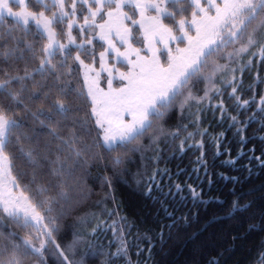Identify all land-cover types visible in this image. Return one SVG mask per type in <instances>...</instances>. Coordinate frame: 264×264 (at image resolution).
<instances>
[{
    "label": "snow or ice",
    "instance_id": "snow-or-ice-1",
    "mask_svg": "<svg viewBox=\"0 0 264 264\" xmlns=\"http://www.w3.org/2000/svg\"><path fill=\"white\" fill-rule=\"evenodd\" d=\"M180 2L181 0H70L68 3L67 0H51L49 6L45 0H37L44 10L33 11L29 7L30 0H0V20L5 16L12 17L16 27L23 33L19 38L14 37L18 40L16 48L0 52V56L10 60L15 51H22L20 43L30 34L29 25H35L36 35L47 39L39 54L31 44L26 45L32 58L39 60L34 71L40 75V80L35 79L27 66L23 69L24 75H13L0 68L4 77L0 79V211L19 227L31 230L20 243L14 241L11 233L7 236L0 233V264H24V260L32 256L38 258L39 264H44L45 253L50 245L58 251L64 264H73L66 253L73 252L79 240H74L67 250L61 249L56 241V233L60 230L59 217L64 212L57 215H53V212L60 207V199L65 204H70L64 191V177L66 174L73 175L70 171L72 165L78 164L82 157L96 161L103 159L99 154L91 155L92 149L103 148L109 156L113 152L124 153V156L111 157L113 176L103 178L104 185L111 189L113 177L118 175L127 153L144 150L145 146L141 143L143 138H147L149 146H158L168 136L178 138L179 129L169 131L166 127L175 110L183 116L193 103L199 105L210 101V94H222L220 88L216 87L217 77L224 79L229 72L233 73L231 79L226 81V86H231L232 89L229 95L241 107L249 103L248 100L241 101L240 96L236 95L237 86L233 84L236 81V69L231 65L253 48L264 57V0H183L187 7L170 10V4L175 6ZM78 4L83 7L78 9ZM13 5L19 10H14ZM189 9L190 18L185 15ZM47 11L51 15H46ZM78 11L81 13L79 19ZM165 18L172 23L166 24ZM65 23L69 44H76V38L72 35L74 26L79 27L80 34H95L91 39L86 38L76 44L77 55L74 58L68 50V44H62L58 39L60 33L57 32V25ZM135 26L142 30L150 55H142L140 48H133L131 41ZM97 38L106 41L108 45L99 53L100 70L107 71L109 76L107 90L99 87V73L94 67L85 64L79 53V49H83L85 44L92 45ZM117 40L121 45H127L123 51L117 47ZM184 41L187 42L186 47H179ZM58 53L65 57L60 61L62 67H67V59H74L86 69V95L91 99L86 119L79 117V108L69 106L64 100L52 95L54 85L44 83L46 73L57 72L53 59ZM112 53L117 62L130 65L128 71L122 72L115 64L109 66L106 63ZM251 54L256 55L257 52ZM161 55L166 56V63H161ZM240 71L243 72V68ZM93 72H96L95 77L89 75ZM54 78L59 80L60 77ZM114 79L126 83L114 87ZM205 82L209 86L205 87L203 95H196L194 89ZM60 93L64 97L69 94L65 89H60ZM37 102H46L49 107H39L33 111L32 107ZM261 103H264V97L261 98ZM18 107L26 115L30 114L33 124L41 131L37 132L36 127L24 130L23 119H18L15 115ZM217 108L222 114H226L223 101H220ZM70 119L71 127L68 123ZM230 119L236 122L237 116H231ZM90 122L98 129L91 144L83 139L84 135H91L92 130L88 127ZM183 127L186 128L187 125ZM45 133L47 139L43 138ZM188 135L191 136L192 133ZM25 143L34 147L26 150L23 146ZM183 147L182 141L181 151ZM73 156L76 159H72ZM17 159L22 160L26 166H32V179L24 185L19 195L12 191L21 188L18 177L13 175L14 161ZM70 159L72 165L67 163ZM41 164L48 167L47 174L54 180H49L46 184L40 183L38 169ZM154 179L155 176L149 177V180ZM175 187L180 191V185ZM25 192L31 195H25ZM51 192H55L56 196L50 195ZM151 192L152 187L149 186L148 194ZM191 192L194 198H199L200 194L194 188ZM108 196H111L110 192ZM240 208L238 202H233V212H238ZM114 214L109 212L110 216ZM101 224L103 221L93 227L92 232L95 233ZM178 226L182 228L179 221L174 220L172 227ZM109 227L114 233L123 232L117 221H113ZM126 254V245L121 238V246L112 255Z\"/></svg>",
    "mask_w": 264,
    "mask_h": 264
},
{
    "label": "trees",
    "instance_id": "trees-1",
    "mask_svg": "<svg viewBox=\"0 0 264 264\" xmlns=\"http://www.w3.org/2000/svg\"><path fill=\"white\" fill-rule=\"evenodd\" d=\"M45 2L51 6V0ZM67 2L70 3V0ZM13 7L18 9L15 5ZM29 7L33 11L44 10L37 0H30ZM77 7L83 6L78 4ZM182 7H187L183 0L175 6L169 5L173 11ZM190 11L185 12L189 18ZM45 14L51 15V12ZM80 15L78 11L77 19ZM164 22L172 23L168 18ZM29 28L30 34L20 43L22 51H15L10 60L0 56V68L13 75H24L23 69L27 66L35 79L40 80V75L34 71L39 60L32 58L26 45L31 44L39 54L47 39L36 35L34 25H29ZM57 32L60 39L67 40L66 23L57 25ZM72 34L80 43L95 35L80 34L78 26L73 27ZM21 36L23 33L16 27L15 20L4 17L0 22V52L15 49L18 40L14 37ZM132 45L140 48L142 54H148L139 26L133 27ZM185 45L184 41L179 47ZM105 47V43L97 38L92 45H85L80 53L88 63L99 65V53ZM68 50L74 58L77 49L70 47ZM252 52L257 54L252 55ZM113 57L111 55L112 63ZM63 59L64 55H56L53 63L57 65V72L46 73L44 83L54 85L52 95L69 106L79 108V117L86 119L91 99L86 95L82 68L74 59H67V67H62L60 61ZM160 59L166 63L165 55H161ZM121 65L125 67L127 64ZM231 67L236 69V81H233L237 86L236 95L240 96L241 101L248 100L249 103L241 107L229 95L232 89L226 86V81L231 79L233 73L229 72L224 79L217 77L216 87L220 88L222 94H210L212 99L199 105L193 103L183 116L175 110L166 127L169 131L179 129L178 138L168 136L158 146H149L147 138H143L141 143L145 146L144 150L127 153L118 175L113 177L111 189L104 185L103 178L113 176L111 157L124 156L123 152H113L109 156L105 149L94 148L91 155L99 154L102 160L82 157L78 164L72 165V159H76L73 156L67 162L72 165L70 171L73 173L64 177V191L70 204H65L57 196L60 207L53 212V215L64 212L59 217L60 230L56 236L60 245L73 241L76 233L74 226L83 217L94 214V221L85 226L83 233L87 238V247L92 249V253L86 255L85 264H264V103H261L264 97V57L253 48L234 61ZM54 76H59V80ZM3 78L0 73V79ZM207 86L206 82L200 83L194 89L195 94L202 96ZM60 89L69 93L67 97L61 95ZM220 101H223L226 114L217 108ZM39 107L47 109L49 104L37 102L32 110ZM15 115L23 119L25 131L33 127L37 132L41 131L22 108H16ZM231 116H237V121L233 122ZM93 122L88 126L92 130L91 135L83 136L89 144L98 131ZM68 123L71 127V119ZM184 125L187 127L184 128ZM43 138L47 139L46 133ZM182 141L183 151L180 149ZM23 146L26 150L34 147L29 143ZM14 166L13 175L18 177L23 189L32 179V166H26L19 159L14 161ZM47 173L48 167L41 164L38 169L40 183L54 180ZM152 176L155 179L149 180ZM176 185H180V191H177ZM149 186L152 187L150 194ZM193 188L200 194L199 198L193 197ZM109 192L111 196H108ZM50 195L56 196V193L51 192ZM233 202L241 205L238 212L232 211ZM109 212L115 214L110 216ZM0 216H3L0 219V233L4 236L11 233L16 243L22 242L28 229L11 222L2 211ZM174 220L179 221L182 228L172 227ZM101 221L103 224L93 233L92 228ZM113 221H117L123 229L122 233H114L109 227ZM121 238L127 254L114 256L112 254L121 246ZM45 264H64L54 247L45 253Z\"/></svg>",
    "mask_w": 264,
    "mask_h": 264
},
{
    "label": "rangeland",
    "instance_id": "rangeland-1",
    "mask_svg": "<svg viewBox=\"0 0 264 264\" xmlns=\"http://www.w3.org/2000/svg\"><path fill=\"white\" fill-rule=\"evenodd\" d=\"M14 8V7H13ZM14 10H19V9H15ZM6 18H10V19H13L12 17H9V16H5ZM14 20V19H13ZM1 22V20H0ZM35 26V25H34ZM74 36V34H72ZM58 39L60 40V43L62 44H68V48L70 47H75L76 48V44H80V42H77L76 41V44H69V41H68V38L66 41H63L62 39H60L58 37ZM93 44V43H92ZM87 45V44H85ZM90 46V45H89ZM82 49H79V53ZM75 55H77V51L75 53ZM80 57L82 60H84L85 64H88L92 67H94L96 69V72L99 73V87L100 88H103L105 90H107V79L109 78L108 76V72L107 71H101L100 70V58H99V65H96V64H91V63H88L85 58L83 57V55L80 53ZM111 58V57H110ZM113 60V63L110 61V65L112 64H115L117 68H119L120 71L122 72H125V71H128L129 68H130V65H127L125 67H123L121 64H127L126 62H123L120 64V62H117L116 59H112ZM78 62V61H77ZM78 64L81 66L82 68V72H83V76H84V79H85V73H86V69L78 62ZM96 72H93V73H90L89 75L91 77H95L96 76ZM121 83H126V82H121L119 81L118 79H114L113 80V86L114 87H118V85L120 86ZM118 84V85H117ZM86 88H87V91H88V85L86 84ZM9 187H11L9 185ZM22 189H12V191L16 194V195H19L20 191ZM26 195V193H25ZM94 214H90L89 216H85L83 217L82 219H80L78 221V224H76V226H74V230H75V236H74V240H79V242L76 244L73 252H67L66 254L69 255V259L73 261V264H85L86 263V255L89 254V253H92V249H89L87 246V238L86 236L83 234L86 230L85 226L87 224H89L92 220L94 221L95 217ZM97 216V214H96ZM97 225V224H96ZM95 225V227H96ZM31 230L28 229V233L30 232ZM58 233H56V236H57ZM80 234V235H79ZM76 235H79V236H76ZM57 238V237H56ZM65 238V237H64ZM73 240V241H74ZM57 241V240H56ZM73 241L67 243V245H60L61 246V249H65L67 250L68 247L70 245L73 244ZM58 243V242H57ZM54 246L50 245L49 248L50 250L53 248ZM57 251V250H56ZM58 252V251H57ZM24 264H39L38 262V258L35 257V256H32V257H28L24 260ZM44 264H45V261H44Z\"/></svg>",
    "mask_w": 264,
    "mask_h": 264
},
{
    "label": "crops",
    "instance_id": "crops-1",
    "mask_svg": "<svg viewBox=\"0 0 264 264\" xmlns=\"http://www.w3.org/2000/svg\"><path fill=\"white\" fill-rule=\"evenodd\" d=\"M149 15H152V13H149ZM138 18V17H137ZM141 33H142V36H143V39H144V35H143V32H142V30H141ZM193 35H195V33L193 32L192 33ZM101 41H103V40H101ZM104 43H105V45H106V47L105 48H107L108 47V45H107V42L106 41H103ZM132 42V41H131ZM144 42H145V46H146V49H147V46H148V42L144 39ZM186 42V41H185ZM116 44H117V47H120V49H121V51H123L126 47H127V45H121L120 43H119V41L117 40L116 41ZM174 45V44H173ZM173 45H172V47H173ZM186 45H187V42H186ZM186 45L184 46V47H186ZM133 46V45H132ZM158 47H162L161 45H157ZM133 48H136V47H134L133 46ZM142 54V53H141ZM111 55H114V53H112V54H110V56H109V58L107 59V61H106V63L109 65L110 64V57H111ZM142 55H144V54H142ZM148 55H150V53H148ZM133 59H135V57L133 56L132 57ZM161 63H162V61H161ZM128 65V64H127ZM126 65V66H127Z\"/></svg>",
    "mask_w": 264,
    "mask_h": 264
}]
</instances>
